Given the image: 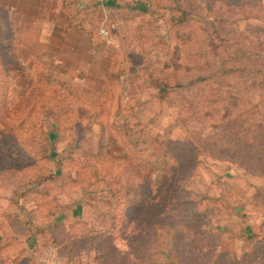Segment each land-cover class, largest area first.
I'll list each match as a JSON object with an SVG mask.
<instances>
[{
  "label": "rangeland",
  "instance_id": "rangeland-1",
  "mask_svg": "<svg viewBox=\"0 0 264 264\" xmlns=\"http://www.w3.org/2000/svg\"><path fill=\"white\" fill-rule=\"evenodd\" d=\"M175 8L190 12V28H171ZM263 29L264 0H0V166L13 156L30 164L38 151L64 158L41 159L38 173L57 176L41 185L33 169L0 168V264H100L95 232L113 224L114 245L131 258L147 240L158 264H224L264 244V174L228 159V133L210 117L218 111L217 124L231 127L227 109L243 96L264 114V87L245 93L244 72L223 81L218 66L230 43L237 63L264 60ZM151 70L185 78L167 94L150 85ZM204 73L212 79L192 85ZM220 94L224 102L207 105ZM169 139L197 145L198 164L176 201L157 206L166 213L134 224L135 203L153 201L166 174L146 158L167 152ZM213 143L221 155L206 150ZM93 158L127 169L121 202L105 180L81 173Z\"/></svg>",
  "mask_w": 264,
  "mask_h": 264
},
{
  "label": "trees",
  "instance_id": "trees-1",
  "mask_svg": "<svg viewBox=\"0 0 264 264\" xmlns=\"http://www.w3.org/2000/svg\"><path fill=\"white\" fill-rule=\"evenodd\" d=\"M137 9H140L142 11H147L149 8L148 5L137 3L135 5ZM193 21V16L190 14L189 11L186 9L181 8H175V14L169 19V23L171 28L178 29V28H190L191 23ZM200 30V29H199ZM264 30V29H263ZM204 32H206L205 28L203 29ZM209 34L206 35L205 40H208ZM206 43V41H205ZM222 46V45H221ZM230 49L228 50L229 57L228 60L222 59L224 52L226 50L222 46V50L219 54V62L218 66L222 67L225 65V69L222 71L220 76L223 78V81H225L226 77H230L232 75H236V72L241 71L244 72L245 78H242L243 83V92L248 94L258 93L259 90H261V87H264V60L262 57L259 58L258 61L253 60L251 56H243L241 57V60L238 61L236 58V49L233 43L229 44ZM210 44H205L204 46H201V50H199V57L201 60H204V57H208L210 54L209 50ZM262 58V59H261ZM243 60L245 61L243 64ZM242 62V65H238ZM186 75V74H185ZM149 79L150 85L157 87L160 92L170 93L175 87H179L182 85L181 81L185 78V76L179 77L177 79V82H172V76L168 73H163L156 70H151V72L147 75ZM213 75H206V73L195 76V79L192 82V85L198 86L205 84L206 82L210 81L212 79ZM187 79V78H186ZM224 85V84H222ZM225 86V85H224ZM234 87V86H232ZM236 87V86H235ZM43 89H41L38 94L41 93ZM226 93V91H222V94ZM36 93H34L35 95ZM214 97L213 95L207 96L209 99L208 102L211 101L210 104H207L209 106H216L217 103H222L226 100L225 95ZM33 94L31 97V105L34 103V101H37V99H33ZM213 102V103H212ZM190 107L193 111L200 112V108H204V104L201 102L199 107H195V105L191 102ZM45 107V105H43ZM231 109H227V115L230 117V125L231 127L226 128L224 126H221L220 124L225 121L224 118H218V111L215 114V116L210 115L212 119L215 120L214 123H216V128L220 129V131H226L228 133L227 139L229 140L228 146V152L230 153V160H233L235 162H238L245 166V168L252 173L261 172L264 174V114L261 113L259 108H256L253 105V102L244 96L241 98L240 102L234 104L231 106ZM190 109V108H189ZM202 110V109H201ZM229 110L231 111L229 113ZM240 118V119H238ZM219 122L220 124H217ZM217 134H215L216 136ZM173 139H169L166 147L168 149L167 152H164L161 154L160 157L154 155L152 151H149L148 157L146 158L149 160V162H152V159L156 164H159L158 166H162L165 168L166 174L164 175V180L161 183L158 192L156 193L154 200L150 203L143 205V200H138L135 205H137V216L133 218L134 224H139V218L140 216L144 215L145 212H148V215H151V212L155 215L159 211L164 210H157V206L159 204L164 203L165 200H175L176 194L180 189L183 187V183L185 182L186 178L190 175L191 171L197 166L198 160H197V154L198 146L195 144H190L187 148H178V147H172V144H174ZM6 146L8 142H5ZM220 144V143H217ZM216 145V144H215ZM214 143L212 146L206 147V150L213 153L212 155H221L216 154V150H211L215 146ZM147 151V150H145ZM198 152V153H196ZM46 159L47 161H58L61 163L63 162L64 158H58L56 157V154H45L44 152L38 151L37 157L29 162H26L24 164H21L19 161V158L17 156H13L10 158L8 162H4V166H0L1 170L5 169L7 166H9L11 169H17L22 170L24 167H27L32 172L33 179L36 180V182L41 185L45 183L46 181L49 182H55L56 181V174H49L44 175L40 174L38 172H42L40 169L41 167V159ZM131 160V159H130ZM158 160V161H155ZM14 161V164L11 162ZM153 163V162H152ZM29 164V165H27ZM25 168V169H27ZM28 169V170H29ZM88 170V173H87ZM122 170V171H121ZM127 169H121L117 168L116 163L109 162L106 163L105 161L101 160L100 158H93L91 163L86 169H83L81 173L84 177H86L87 180H105L108 183V186L110 187V191L113 194V197L116 198L118 201L117 203L121 202L123 197L122 194L125 189V184L128 183L126 181L130 180V176L126 173ZM37 174H40L36 177ZM141 184V181L138 183ZM141 196L144 195V193H140ZM139 195V196H140ZM140 196V197H141ZM170 203L169 201H167ZM166 202V203H167ZM148 211H145V209ZM142 212V214H141ZM162 213V212H161ZM160 214V213H159ZM162 218V216H159ZM130 218V217H129ZM145 218V217H144ZM143 218V220H144ZM57 226H60V223L52 224V226H49L50 228H56ZM40 231H42V228H39ZM115 230V225L111 226L110 230L106 231H99L95 232V238L99 241L97 246L98 251V259L100 264H158L153 257L146 254L145 247H147L146 244L147 240H145L144 244L137 245L134 249V256L131 258L126 255V252L118 248L116 245H114L111 241L113 237V232ZM144 234H147V231H144ZM178 236V235H177ZM146 237V236H145ZM111 240V241H110ZM79 241V239H78ZM75 240V242H78ZM110 242L108 245L107 243ZM174 244L176 247L180 248L182 247V244L180 243V240L176 237L174 239ZM62 247L70 250L71 247L69 245V242H65L62 244ZM5 248V246L0 247V258H2V250ZM141 251H145L144 254H142ZM177 251V250H176ZM261 251H264V244H260L257 247L253 249V251H247L245 252L241 257L236 258L235 260H224V264H255L258 261H260L261 257ZM135 260H134V258Z\"/></svg>",
  "mask_w": 264,
  "mask_h": 264
}]
</instances>
